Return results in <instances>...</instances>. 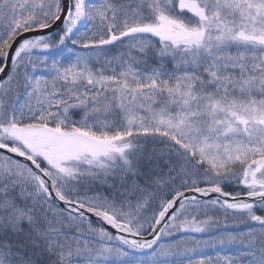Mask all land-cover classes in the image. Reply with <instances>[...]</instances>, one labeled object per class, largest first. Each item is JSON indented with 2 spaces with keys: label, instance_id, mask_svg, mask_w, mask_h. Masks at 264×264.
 I'll return each mask as SVG.
<instances>
[{
  "label": "snow or ice",
  "instance_id": "6c2138e0",
  "mask_svg": "<svg viewBox=\"0 0 264 264\" xmlns=\"http://www.w3.org/2000/svg\"><path fill=\"white\" fill-rule=\"evenodd\" d=\"M0 264H264V0H0Z\"/></svg>",
  "mask_w": 264,
  "mask_h": 264
}]
</instances>
